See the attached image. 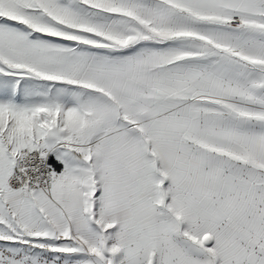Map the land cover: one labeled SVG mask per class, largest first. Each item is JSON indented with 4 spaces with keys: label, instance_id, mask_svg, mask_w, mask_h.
<instances>
[{
    "label": "snow or ice",
    "instance_id": "obj_1",
    "mask_svg": "<svg viewBox=\"0 0 264 264\" xmlns=\"http://www.w3.org/2000/svg\"><path fill=\"white\" fill-rule=\"evenodd\" d=\"M0 264H264V0H0Z\"/></svg>",
    "mask_w": 264,
    "mask_h": 264
}]
</instances>
